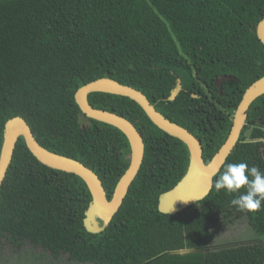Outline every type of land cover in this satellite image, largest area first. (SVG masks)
Returning <instances> with one entry per match:
<instances>
[{
    "label": "trees",
    "instance_id": "obj_1",
    "mask_svg": "<svg viewBox=\"0 0 264 264\" xmlns=\"http://www.w3.org/2000/svg\"><path fill=\"white\" fill-rule=\"evenodd\" d=\"M263 18L264 0H0V155L7 122L22 116L43 146L97 172L112 198L130 165L129 140L87 117L76 101L83 85L111 77L142 90L197 135L209 162L245 91L264 76L257 35ZM222 74L236 77L225 82L224 95L215 85ZM178 79L183 90L170 100ZM204 84L217 96L229 91L232 101L197 110L187 100ZM89 100L130 119L145 140L142 168L123 205L103 231H89L84 219L93 196L86 182L40 162L21 137L0 189V246L32 245L75 264H264L262 239L214 245L221 219L245 217L264 237V205L239 211L230 203L237 194L213 187L177 213L160 211L161 194L188 170V146L129 97L94 92ZM239 162L264 172V95L251 105L224 166Z\"/></svg>",
    "mask_w": 264,
    "mask_h": 264
},
{
    "label": "water",
    "instance_id": "obj_2",
    "mask_svg": "<svg viewBox=\"0 0 264 264\" xmlns=\"http://www.w3.org/2000/svg\"><path fill=\"white\" fill-rule=\"evenodd\" d=\"M257 35L264 44V18L258 24ZM233 78L236 79L234 76L221 75L217 84L221 87L225 81ZM182 89V80L178 79L177 86L172 90L169 99L175 100ZM94 92H106L135 100L156 126L179 138L188 146L190 163L186 174L172 189L161 194L159 202L160 211L177 213L202 201L211 193L216 175L238 144L248 124V111L251 105L264 95V76L252 83L245 91L233 116V125L227 140L209 162L205 160L201 139L187 127L165 116L142 90L111 77L95 79L79 88L76 92V101L83 113L89 118L119 128L127 136L131 146L130 165L116 185L112 198H109L100 175L92 168L80 160L51 151L43 146L24 117L16 116L10 119L6 124L0 155V189L13 161L18 141L24 137L27 147L40 162L51 168L74 173L86 182L93 199L86 212L85 226L89 231L101 232L123 205L133 181L139 174L145 158L146 144L142 133L130 119L117 112L95 107L89 100V95ZM98 219L103 221V226L99 224Z\"/></svg>",
    "mask_w": 264,
    "mask_h": 264
},
{
    "label": "rangeland",
    "instance_id": "obj_3",
    "mask_svg": "<svg viewBox=\"0 0 264 264\" xmlns=\"http://www.w3.org/2000/svg\"><path fill=\"white\" fill-rule=\"evenodd\" d=\"M251 130L247 131V134ZM99 220V224L103 226V221ZM218 231V237L214 245L229 244L240 241H250L254 239H262L250 225L247 218H240L232 222L221 219L214 227ZM5 246H0V264H75L70 261L67 255L54 258L49 252L43 249H34L32 245L25 247L24 251L15 250L5 242ZM92 264V263H91Z\"/></svg>",
    "mask_w": 264,
    "mask_h": 264
},
{
    "label": "clouds",
    "instance_id": "obj_4",
    "mask_svg": "<svg viewBox=\"0 0 264 264\" xmlns=\"http://www.w3.org/2000/svg\"><path fill=\"white\" fill-rule=\"evenodd\" d=\"M212 187L237 194L230 203L239 211L254 212L264 205V172L246 162L226 164Z\"/></svg>",
    "mask_w": 264,
    "mask_h": 264
},
{
    "label": "flooded vegetation",
    "instance_id": "obj_5",
    "mask_svg": "<svg viewBox=\"0 0 264 264\" xmlns=\"http://www.w3.org/2000/svg\"><path fill=\"white\" fill-rule=\"evenodd\" d=\"M222 75H224V74H222ZM230 76H232V75H230ZM221 77V76H220ZM219 77V78H220ZM218 78V79H219ZM218 79L215 81V85H216V87L218 88V93L220 94V95H224V85H225V82L222 84V86L220 87V86H218V84H217V81H218ZM228 81V80H227ZM177 86V85H176ZM198 90H199V93H197V92H192L191 93V98L190 99H188L187 101V103L188 104H194V105H196V109L197 110H199V109H201V107L202 106H205V102H207V103H209L210 104V106L212 107V108H215L214 106H215V104L216 103H222V101H224V102H231L232 101V98L230 97V92L228 91L227 92V96L225 95V97H221V96H217L215 93H214V91H213V89L212 88H210L209 87V85H206V84H204V85H201V86H199L198 88H197ZM183 90V89H182ZM204 99V100H203ZM203 102V103H202ZM157 107V106H156ZM159 110V109H158ZM209 114V116L211 117V114L213 115V113H208ZM248 114H249V111H248ZM249 118V117H248ZM212 123V122H211ZM248 125V124H247ZM202 141V140H201ZM204 146V145H203Z\"/></svg>",
    "mask_w": 264,
    "mask_h": 264
}]
</instances>
